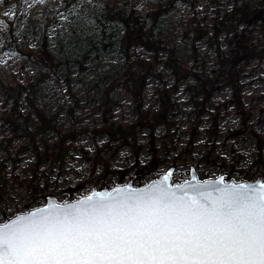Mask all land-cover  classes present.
<instances>
[{
	"label": "rangeland",
	"instance_id": "rangeland-1",
	"mask_svg": "<svg viewBox=\"0 0 264 264\" xmlns=\"http://www.w3.org/2000/svg\"><path fill=\"white\" fill-rule=\"evenodd\" d=\"M110 1L71 0L66 6L65 0H0V83L20 84L24 88L17 107L0 93V224L42 206L48 195L65 203L88 195L95 188H111L132 178L137 184H146L171 167L176 168L174 183L186 181L191 166L197 169L201 181L221 174H228L237 182L264 181V154L262 159L258 157L252 135L256 133L264 139V61L249 63L244 72V100L251 114L248 132L242 130L240 116L229 104L228 89L217 92L200 115L202 110H195L189 92L193 82L188 81L173 96L176 109L172 125L155 129L159 168L143 182L136 179L140 169L152 161L151 135L147 130H131L136 116L123 89L108 90L129 63L116 47L124 34L122 27L111 32L115 47L103 48L104 35L98 19L104 4ZM117 1L120 5L125 2ZM159 1L137 0V9L145 13ZM199 2L198 7L205 11L207 0ZM187 5L177 0L159 23L158 34L169 45L180 40L189 17ZM59 7L62 9L57 19L47 21V11L53 16ZM13 25L17 26L16 44L22 53L37 56L46 38L47 51L59 63L58 81L43 75L42 70L12 49L8 32ZM254 35L264 41V28H257ZM223 46L227 47L225 40ZM200 52L199 66L204 67L200 71L211 72L216 67L213 52L202 45ZM136 58L151 60L152 56L141 49L135 53L133 59ZM187 63L190 67L195 65L192 60ZM163 68L162 63L157 66V73L163 78L148 81L145 107L152 111L159 110L156 90L174 84ZM67 108L74 111L77 121L68 117ZM41 113L63 135L74 129L104 131L109 135L100 132L96 144L88 138H68L62 151L55 133L45 127L39 135L34 133L41 152L49 148V155L40 162L31 139L13 133L3 126V120L14 117L35 130L43 125ZM106 166L110 174L106 173Z\"/></svg>",
	"mask_w": 264,
	"mask_h": 264
},
{
	"label": "water",
	"instance_id": "water-1",
	"mask_svg": "<svg viewBox=\"0 0 264 264\" xmlns=\"http://www.w3.org/2000/svg\"><path fill=\"white\" fill-rule=\"evenodd\" d=\"M175 167L0 224V264H264V181H201Z\"/></svg>",
	"mask_w": 264,
	"mask_h": 264
},
{
	"label": "trees",
	"instance_id": "trees-1",
	"mask_svg": "<svg viewBox=\"0 0 264 264\" xmlns=\"http://www.w3.org/2000/svg\"><path fill=\"white\" fill-rule=\"evenodd\" d=\"M179 1L188 4L189 17L184 30L181 32L179 42L171 45L162 39L158 30L160 21L167 15V11L176 5L177 0H167V2L160 0L145 13L137 9V0H125L121 5L117 0H111L104 4L102 14L98 19L104 35L103 48L105 49L112 45L115 47V37L111 32L119 27L124 30V34L116 47L119 54L126 57V62L129 63L122 77L111 83L108 90L114 92L116 87H121L132 101L136 123L131 130L142 129L150 132L152 161L149 166L140 169L139 177L136 178L140 182L149 178L159 168V150L156 148L155 129L160 125H172V114L176 109L173 96L188 81L193 82L189 92L191 93V101L196 106L195 110H202L200 115L205 113L207 104L214 95L226 88L230 91L229 104L240 116L242 130L248 132L251 128V114L247 110L244 100L246 87L244 72L249 63L264 61V41H260V38H256L254 35L257 28H264V0H227V2L207 0L205 11L198 7L200 0ZM64 3L69 6L71 0H65ZM46 8L53 9L49 6ZM61 9V7L55 9L53 16L51 12L47 11V21L57 19ZM12 24L9 23V25ZM13 26L8 32V39L12 41V49L25 56L35 67L42 70L43 75L58 81L56 75L59 63L47 51L46 38L40 46L37 56L30 52L22 53L16 44L17 26ZM223 40L227 43L226 48L223 46ZM200 45L205 46L214 54L216 67L211 72L200 71L199 69L200 67L204 69L203 66H199L201 60ZM141 49L150 53L152 59H133L135 53ZM190 60L195 65L190 67L187 63ZM161 63L164 66L163 69L170 73L174 84L169 88L156 90L159 110L152 111L145 107L146 90L149 79L164 77L163 74L157 73V66ZM23 89L20 84L0 83V93L6 101L13 103L16 107L19 105ZM62 111L63 109L60 110L59 114ZM66 112L70 119L77 121L74 118L73 110L67 108ZM40 121L43 125L32 130L28 125L23 126L22 122L14 117L8 116L3 120V126L9 127L13 133H19L20 136L31 139L34 145V153L40 162L49 155V148H46L45 152H41L36 144L37 138L34 137V133L39 135V131L44 130L45 127L47 131L55 133L58 138V147L62 151L68 138H88L96 144V136L100 132L106 133L104 131L92 132L74 129L69 134L63 135L52 125V120L46 118L42 113L40 114ZM48 126L50 128H47ZM120 131L123 132L124 130L120 129ZM106 134L109 135L108 132ZM252 135L257 143L258 157L262 159L264 139L256 133ZM98 155L100 156L99 153ZM99 156L97 157L98 160L100 159ZM100 163L99 161L96 166ZM105 169L106 173L110 174L107 171V166Z\"/></svg>",
	"mask_w": 264,
	"mask_h": 264
}]
</instances>
